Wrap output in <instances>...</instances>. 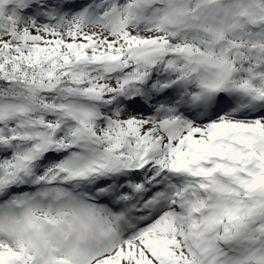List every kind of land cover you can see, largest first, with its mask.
<instances>
[{
	"label": "snow or ice",
	"instance_id": "1",
	"mask_svg": "<svg viewBox=\"0 0 264 264\" xmlns=\"http://www.w3.org/2000/svg\"><path fill=\"white\" fill-rule=\"evenodd\" d=\"M0 264H264V0H0Z\"/></svg>",
	"mask_w": 264,
	"mask_h": 264
}]
</instances>
